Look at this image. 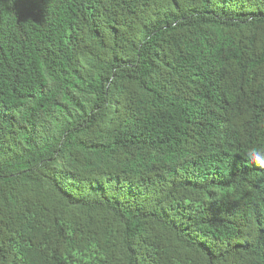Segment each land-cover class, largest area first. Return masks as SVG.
I'll return each instance as SVG.
<instances>
[{
  "label": "trees",
  "instance_id": "1",
  "mask_svg": "<svg viewBox=\"0 0 264 264\" xmlns=\"http://www.w3.org/2000/svg\"><path fill=\"white\" fill-rule=\"evenodd\" d=\"M264 0H0V264H264Z\"/></svg>",
  "mask_w": 264,
  "mask_h": 264
},
{
  "label": "clouds",
  "instance_id": "2",
  "mask_svg": "<svg viewBox=\"0 0 264 264\" xmlns=\"http://www.w3.org/2000/svg\"><path fill=\"white\" fill-rule=\"evenodd\" d=\"M245 159L258 169H264V148L253 147L245 155Z\"/></svg>",
  "mask_w": 264,
  "mask_h": 264
}]
</instances>
